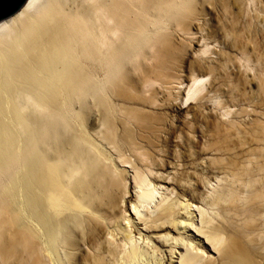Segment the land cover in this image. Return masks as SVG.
<instances>
[{"label":"bare ground","instance_id":"6f19581e","mask_svg":"<svg viewBox=\"0 0 264 264\" xmlns=\"http://www.w3.org/2000/svg\"><path fill=\"white\" fill-rule=\"evenodd\" d=\"M198 13L197 0H27L0 21V264H59L61 251L134 263L150 249L160 264H254L200 205L228 197L208 200L205 173L177 163L179 102L191 111L206 77L182 80L176 36Z\"/></svg>","mask_w":264,"mask_h":264},{"label":"rangeland","instance_id":"374dc122","mask_svg":"<svg viewBox=\"0 0 264 264\" xmlns=\"http://www.w3.org/2000/svg\"><path fill=\"white\" fill-rule=\"evenodd\" d=\"M197 5L199 13L189 22L187 33L178 31L176 42L185 47L179 61L182 80L187 84L193 78L206 77V89L192 100L191 111H187L189 104L179 102L185 108L173 121L176 135H182L178 142L180 160H176L191 172L205 173L204 178L211 182L204 187L207 195H211L208 200H214L219 189L223 191L228 197L222 201L223 207L204 202L200 205L208 210V217H219L220 210L231 238L248 245L246 259L250 257L254 264H264V0H197ZM216 124L223 126L221 132L226 139L222 141L224 151L219 154L211 148L216 140ZM83 126L87 133L88 125ZM95 143L115 160L112 149L98 140ZM170 144L168 150L175 149ZM204 147L208 150L203 151ZM167 154L165 158L170 156L169 151ZM215 156L223 160L218 163ZM216 176L221 177L220 183ZM17 196L22 217H30L21 184ZM194 215L200 223L199 212ZM194 230L192 235L196 233ZM206 249L211 254V246ZM148 251L140 261L124 263L120 258L117 264L161 263L163 257L158 251ZM61 252L59 264H79L77 254ZM179 256L180 253L175 255L174 262L179 261Z\"/></svg>","mask_w":264,"mask_h":264},{"label":"water","instance_id":"95a60500","mask_svg":"<svg viewBox=\"0 0 264 264\" xmlns=\"http://www.w3.org/2000/svg\"><path fill=\"white\" fill-rule=\"evenodd\" d=\"M27 0H0V21L14 15Z\"/></svg>","mask_w":264,"mask_h":264}]
</instances>
